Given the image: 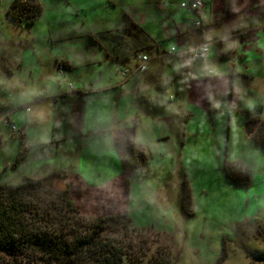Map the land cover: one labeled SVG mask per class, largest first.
I'll list each match as a JSON object with an SVG mask.
<instances>
[{"label": "rangeland", "instance_id": "obj_1", "mask_svg": "<svg viewBox=\"0 0 264 264\" xmlns=\"http://www.w3.org/2000/svg\"><path fill=\"white\" fill-rule=\"evenodd\" d=\"M12 1L0 0V118L17 95L18 84L13 83L15 77L11 75L29 74L21 73L18 64H14L16 58L23 56L26 44L41 52L52 46L54 51L67 49L77 41L68 35L60 40L61 25L68 20L81 23V17L67 8L65 0H40L43 12L35 23L18 25L8 15ZM101 13L108 15L104 10ZM262 17L264 21V12ZM210 47L207 63L190 54L194 66L191 74L214 78L208 84L209 90L203 82L201 89L197 87L201 96L205 89L206 93L211 91L210 105L208 100L203 105L196 103L186 127L185 107L189 106L174 91L181 86L182 74L176 78L167 68L171 57L150 60L147 70L140 74L146 82H154L155 87L146 88L144 96L154 107L160 102L157 109L168 119L166 126L156 122L153 114L142 113L145 119L137 124L135 143L145 163L134 169L125 168L116 148V159L108 157L106 151L90 158L89 164L96 161L89 170L94 178L121 179L94 196L85 189L77 191L75 197L66 193L68 189L53 192L54 176L49 177L36 192L44 220L56 217L61 223L67 221L83 230L100 218L127 214L133 219L129 227L108 220L105 235L126 240L141 234L145 239L156 237L160 241V233L172 246L176 264H264V43L253 45L228 38L222 51H217V45ZM112 63L110 60L107 66ZM134 63L135 60L128 67ZM234 67L242 70L241 76L232 73ZM190 77V73L183 74L186 82ZM250 121L263 125L248 133L246 126ZM0 134L7 141L0 147V184L17 182L37 165L28 152L7 168L5 161L14 157L16 147H21V137L12 136L11 128L2 121ZM124 181L128 196L122 188ZM63 198L73 202L74 207ZM185 204H190V213ZM157 246L155 242L152 250ZM4 252L0 249V258ZM140 253L137 259H142ZM149 255L143 257L141 264H147Z\"/></svg>", "mask_w": 264, "mask_h": 264}, {"label": "crops", "instance_id": "obj_2", "mask_svg": "<svg viewBox=\"0 0 264 264\" xmlns=\"http://www.w3.org/2000/svg\"><path fill=\"white\" fill-rule=\"evenodd\" d=\"M204 2L203 8L194 11L182 8L179 0H65L67 8L74 9L81 17V23L64 22L60 40L68 35L77 42L57 51L52 46L46 52L26 44L23 56L13 59L21 73L29 74L11 75L15 77L13 83L18 84V91L0 120L4 122L3 117L7 115L15 122L18 131L11 134L21 137L22 145L16 147L14 157L4 165L8 168L18 157L25 158L30 152L37 167L22 174L17 182H4L19 183L25 177L46 178L57 172L64 175L69 194L75 197L83 189L92 196L99 195L121 181L120 176L105 181L103 177L94 178L89 170L96 161L89 164L90 158L106 151L108 157L116 159L117 132L135 124L137 131V124L145 119L142 113L153 114L156 122L167 126L168 116L157 109L161 103L156 102L154 107L144 96L146 88L155 87L154 82H146L140 73H124L126 68L135 67L136 55L140 52L148 54L151 61L171 57L167 68L176 78L182 74L181 86L174 91L189 106H184L187 127L191 111L197 105L207 100L210 105L211 91L206 93V89L209 90L208 84L214 79L191 74L194 67L191 49L208 42L209 48L214 44L217 51H222L228 38L253 45L264 43L261 42L264 0ZM199 18L203 20L201 27L196 24ZM257 19L259 23L255 22ZM110 60L113 63L107 66ZM134 60V66L128 67ZM203 61L207 63V59ZM185 72L191 76L187 82L183 79ZM232 73L241 76L242 70L234 67ZM70 82L74 84L73 89ZM201 82L206 87L202 96ZM5 138L0 134V147L7 144ZM122 188L128 196L126 181Z\"/></svg>", "mask_w": 264, "mask_h": 264}, {"label": "trees", "instance_id": "obj_3", "mask_svg": "<svg viewBox=\"0 0 264 264\" xmlns=\"http://www.w3.org/2000/svg\"><path fill=\"white\" fill-rule=\"evenodd\" d=\"M42 12L40 0H13L8 9L9 17L16 24L24 22L27 26L33 25ZM60 63L65 67L63 62ZM262 125L260 123L257 130ZM135 135L136 124L120 129L115 136L116 149L127 169L145 163L144 156L138 154ZM228 173L231 175V171ZM55 175L62 174L54 172L46 178L25 177L19 183L0 184V249L5 251L0 264H141L145 260L143 257L150 252L147 264H176L172 246L160 233H157L160 241L156 237L145 239L141 234L126 240L105 235L109 228L108 220L111 224L129 227L133 219L127 214L100 218L83 230L72 227L67 221L61 223L56 217L44 220L40 211L42 206L36 203V192L41 190L46 179ZM62 200L74 207L69 199ZM184 207L187 213L191 212L190 204ZM134 229L137 231L135 226ZM155 242L159 246L152 250ZM139 252L143 254V260L137 259Z\"/></svg>", "mask_w": 264, "mask_h": 264}, {"label": "built area", "instance_id": "obj_4", "mask_svg": "<svg viewBox=\"0 0 264 264\" xmlns=\"http://www.w3.org/2000/svg\"><path fill=\"white\" fill-rule=\"evenodd\" d=\"M179 4L183 8H187L190 10L198 11L201 8L204 7L205 2L204 0H179ZM197 26L201 27L203 25V21L201 18H199L196 21ZM174 50V48H172ZM191 53L193 56L197 59L205 60L208 58L209 53V43L208 42H202L201 44L193 47L191 49ZM150 62V57L148 54H145L143 52H140L136 55V63L135 67L130 70V68H126L124 70V73H141L147 70ZM61 72H63V67H61ZM71 89L74 88L73 82L69 83ZM27 110H29V106L26 107ZM4 122L11 128L12 132H16L18 130L17 126L12 122L9 116H5Z\"/></svg>", "mask_w": 264, "mask_h": 264}, {"label": "water", "instance_id": "obj_5", "mask_svg": "<svg viewBox=\"0 0 264 264\" xmlns=\"http://www.w3.org/2000/svg\"><path fill=\"white\" fill-rule=\"evenodd\" d=\"M255 126H256V122L250 121L246 126L248 133H251L252 130H254ZM53 188L57 191L65 192L68 189L66 178L62 176H54Z\"/></svg>", "mask_w": 264, "mask_h": 264}, {"label": "flooded vegetation", "instance_id": "obj_6", "mask_svg": "<svg viewBox=\"0 0 264 264\" xmlns=\"http://www.w3.org/2000/svg\"><path fill=\"white\" fill-rule=\"evenodd\" d=\"M257 125H258V126H257ZM258 127H259V124L256 123L255 129H257ZM58 176H62V177H64V175H58ZM52 187H53V180H52ZM66 193H69V188H68V190H67Z\"/></svg>", "mask_w": 264, "mask_h": 264}]
</instances>
